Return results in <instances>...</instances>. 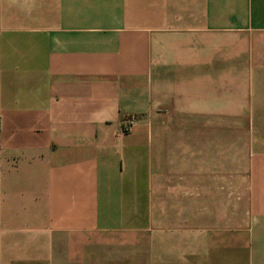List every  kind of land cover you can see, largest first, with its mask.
<instances>
[{
    "label": "crops",
    "instance_id": "1",
    "mask_svg": "<svg viewBox=\"0 0 264 264\" xmlns=\"http://www.w3.org/2000/svg\"><path fill=\"white\" fill-rule=\"evenodd\" d=\"M0 264H264V0H0Z\"/></svg>",
    "mask_w": 264,
    "mask_h": 264
},
{
    "label": "rangeland",
    "instance_id": "2",
    "mask_svg": "<svg viewBox=\"0 0 264 264\" xmlns=\"http://www.w3.org/2000/svg\"><path fill=\"white\" fill-rule=\"evenodd\" d=\"M157 128H174V129H187L189 128L188 122H163V123H157ZM223 128L229 129V130H235V129H241L249 130L252 128V123H236V122H228V123H222Z\"/></svg>",
    "mask_w": 264,
    "mask_h": 264
},
{
    "label": "built area",
    "instance_id": "3",
    "mask_svg": "<svg viewBox=\"0 0 264 264\" xmlns=\"http://www.w3.org/2000/svg\"><path fill=\"white\" fill-rule=\"evenodd\" d=\"M135 124V121L134 119H127L125 122H124V128L125 130H129L133 127V125Z\"/></svg>",
    "mask_w": 264,
    "mask_h": 264
}]
</instances>
